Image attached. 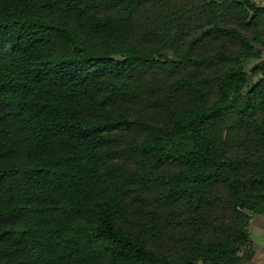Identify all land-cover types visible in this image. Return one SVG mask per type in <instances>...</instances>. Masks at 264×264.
Instances as JSON below:
<instances>
[{"label":"trees","instance_id":"trees-1","mask_svg":"<svg viewBox=\"0 0 264 264\" xmlns=\"http://www.w3.org/2000/svg\"><path fill=\"white\" fill-rule=\"evenodd\" d=\"M263 54L253 0H0V264H249Z\"/></svg>","mask_w":264,"mask_h":264},{"label":"rangeland","instance_id":"rangeland-1","mask_svg":"<svg viewBox=\"0 0 264 264\" xmlns=\"http://www.w3.org/2000/svg\"><path fill=\"white\" fill-rule=\"evenodd\" d=\"M258 6L264 7V0H253ZM264 60V54L262 55ZM258 61H250L247 63V70L252 69ZM264 223V216L256 217L251 225V245L242 250V254L252 251L253 258L249 264H264V228L261 223ZM262 227V228H261Z\"/></svg>","mask_w":264,"mask_h":264},{"label":"crops","instance_id":"crops-1","mask_svg":"<svg viewBox=\"0 0 264 264\" xmlns=\"http://www.w3.org/2000/svg\"><path fill=\"white\" fill-rule=\"evenodd\" d=\"M261 224H262V227L264 228V223L262 222ZM262 227H261V228H262Z\"/></svg>","mask_w":264,"mask_h":264}]
</instances>
